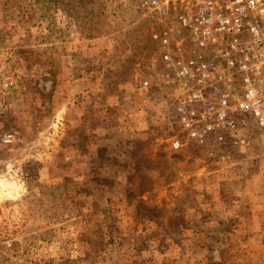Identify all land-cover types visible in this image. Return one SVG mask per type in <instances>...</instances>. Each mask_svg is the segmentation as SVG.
<instances>
[{"label": "rangeland", "instance_id": "rangeland-1", "mask_svg": "<svg viewBox=\"0 0 264 264\" xmlns=\"http://www.w3.org/2000/svg\"><path fill=\"white\" fill-rule=\"evenodd\" d=\"M136 3L0 0V264H187L201 237L175 233L194 194L198 213H216L212 192L185 178L200 161L218 166L189 156L195 146L170 149L158 131L167 91L149 72L155 91L137 87L153 26ZM250 148L264 159L258 140Z\"/></svg>", "mask_w": 264, "mask_h": 264}, {"label": "built area", "instance_id": "built-area-1", "mask_svg": "<svg viewBox=\"0 0 264 264\" xmlns=\"http://www.w3.org/2000/svg\"><path fill=\"white\" fill-rule=\"evenodd\" d=\"M136 4L153 26V50L151 57L140 53L134 66L168 93L171 119L158 131L169 148L195 146L217 170L238 169L240 155L255 161L250 132L256 127L264 135V0ZM140 78L146 87L149 79ZM12 139V132L1 135L4 143Z\"/></svg>", "mask_w": 264, "mask_h": 264}, {"label": "crops", "instance_id": "crops-1", "mask_svg": "<svg viewBox=\"0 0 264 264\" xmlns=\"http://www.w3.org/2000/svg\"><path fill=\"white\" fill-rule=\"evenodd\" d=\"M91 49L95 51V48ZM94 59L96 58L91 56L88 61ZM91 64L87 67L88 70H91ZM140 76L142 79H149L146 73H140ZM140 79L137 80V87L144 95L155 91L150 79L144 88L140 87ZM156 101L145 96L143 106L154 107ZM122 105L128 110L133 109L128 101ZM140 105L141 103L138 104ZM125 113L124 116L129 117L128 111ZM142 118L144 121L141 125L146 126L148 115L143 114ZM250 133L255 137L253 142L258 140V145L264 146V135L258 128L253 127ZM197 154L201 155L195 150L188 155ZM259 158L260 154H257L255 161L242 163L236 170H216L202 161L190 165L193 167L191 171L186 170V185L191 189L205 188L212 192L209 203L217 208L214 215L198 213V205H202V209L207 206L204 202L205 194L193 191L196 207L191 210H196L187 212L186 227L175 233L201 237L200 241L192 243V254L187 253L186 256L187 264H264V159ZM210 237H214L213 240H209Z\"/></svg>", "mask_w": 264, "mask_h": 264}]
</instances>
